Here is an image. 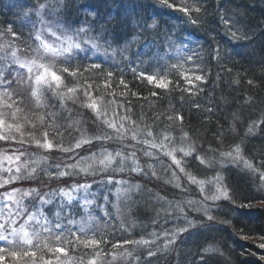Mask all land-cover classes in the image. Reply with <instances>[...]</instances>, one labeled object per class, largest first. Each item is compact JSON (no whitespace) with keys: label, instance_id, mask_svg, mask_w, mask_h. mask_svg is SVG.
Segmentation results:
<instances>
[{"label":"snow or ice","instance_id":"6c2138e0","mask_svg":"<svg viewBox=\"0 0 264 264\" xmlns=\"http://www.w3.org/2000/svg\"><path fill=\"white\" fill-rule=\"evenodd\" d=\"M204 2L206 0H193L191 6H184L182 3L179 11L189 16L192 24H196L198 19L192 18L190 12L200 13ZM161 3L169 8L175 6L169 3V0H161ZM67 7L65 0H34V3L28 7L25 15L35 17V20L31 21L33 27L29 33L35 41V47L31 44L23 48L17 47L16 41L22 38L21 34L14 32L11 26L0 29V142H3L0 143V242H3L0 245V264H116L117 253L105 251L102 247L108 244L107 233L101 230L100 220L93 206L103 212L105 225L111 227L113 213L106 205L111 204L118 215L123 198L130 199L128 194L144 191L140 184L130 183L123 178L117 179L116 174L127 171L161 179L156 164L150 162L156 161L164 168H170L171 165L163 164L161 155L168 157L171 164L183 173L190 184L199 187L203 199L173 202L155 194L156 199L167 205L162 207L161 211L167 216H173L175 213L174 218L182 219L183 224H176L161 233L152 231L148 233L149 238L142 236L139 240L123 241L125 245L142 246L147 258L156 256L158 251L168 250L183 233L197 228L199 221L190 217L189 212L202 213L207 221L211 222L215 217L212 215V207L209 206L208 201L213 202V205L220 200L235 203L225 183L223 175L225 163L231 162L240 166L247 172L258 190L264 189V167H258L246 158L240 143L230 146L227 151L219 152V159L207 157L197 151L195 143L188 138L187 132H183L179 137H173L166 130H161L154 135L151 127L145 126L146 130L143 131L141 138L142 130L138 126L126 127L124 123L127 121L128 124L135 126V120L128 115H121L115 109L109 115L107 108L103 106L105 94L116 96L115 90L112 89L113 73H105L102 81H94L85 76V73L102 68V63L97 59H92L90 64L84 66L82 61L90 57L102 55L105 59L112 58L114 62L118 58L131 67L138 79L147 81L157 89L170 90L172 80L168 79L166 74L154 69L167 66L168 58L173 52L177 56H184L182 48H176L169 41L172 52L158 50L155 54H151L150 46L145 43L144 51L136 54L139 63L132 66L134 61L129 59L131 47L142 39L141 32L147 35L157 29V17H152L150 22L139 23L137 27L141 31L134 35L132 40L125 41L122 46L114 47L111 42H106L107 47H105L100 43L103 32L99 35H91L95 31V12L86 8L85 19L73 27L62 22V10ZM53 16L57 17L54 21L49 19ZM221 19L232 38H240L234 22L223 17ZM37 24L39 27L36 26ZM244 38L248 37L244 36ZM214 51L216 53L214 58H218L219 49ZM24 53L29 54L24 55ZM141 56H146L152 61L150 68L143 67L148 60H141ZM186 59L192 60L193 56L189 55ZM171 68L176 69L177 75L183 77L189 87L182 91L190 95L200 91L196 82H206L204 75H189L188 71L181 70L183 65L172 64ZM64 74L70 78L67 82ZM248 83L251 85L253 81L249 80ZM119 84L123 86L119 95L125 96L128 85L123 78L119 80ZM101 89L104 91L100 95L94 94ZM25 90L27 96L24 94ZM159 95L160 92H151L153 97ZM25 99L29 100L32 107L24 104ZM51 99L59 102L54 105L61 110L59 119L56 112L35 111L53 106L50 105ZM69 101L73 105L79 104L81 108L92 113L97 124V128L92 130L93 134H87L86 129L81 130L79 119H73L72 109L68 107ZM246 102L250 103L251 98ZM107 103L115 104L117 108H124V104L118 103L115 99ZM195 106L200 107L199 104ZM124 111L127 112L129 109ZM62 113H67V122ZM31 115H36L37 120H32ZM79 115L80 113L77 112V117ZM167 119L182 124L184 118L178 113H171L167 115ZM234 119L238 117L234 115ZM261 125H264V114L250 121L246 134H253ZM230 130L234 131V128ZM65 133L68 134V143H65ZM110 142H119L121 148L110 149L108 147ZM137 145L141 147L137 148ZM92 148L97 150L92 151ZM84 149L87 151H81ZM210 151L215 150L210 149ZM138 152L148 158L145 161L146 168L141 164ZM194 154L200 164L208 168H215L218 165L219 170L209 179H198L191 171L186 170L184 159ZM50 159L53 162L48 163ZM42 164L47 166L41 167ZM78 177L82 179H77ZM97 177L99 178L96 179ZM43 178H47L49 182L55 181V186L45 184ZM180 179L173 171L165 182L173 184L176 188H182ZM37 180L40 183L36 186L24 183ZM94 183L103 187L104 192L98 195L97 192L92 191ZM12 185L16 186L12 187ZM206 185L210 187L206 189ZM113 187L114 202L109 200ZM101 198L104 203L98 204L97 200ZM77 208L83 209V212L79 213L81 217L79 220L74 216ZM119 226L124 231H128L123 221ZM161 239L164 240L162 247L153 249L152 245ZM50 240L56 243H50ZM68 246L73 249L83 246L92 251L84 254L88 256L85 261L83 256L69 255ZM120 247H122L120 243L112 244L113 249ZM259 247L264 248V244H260ZM213 251L218 249L211 245L203 247L200 257L202 264L207 259L204 254ZM105 256L110 259L105 261L103 259ZM125 257L129 264H140L142 259L132 251L126 252Z\"/></svg>","mask_w":264,"mask_h":264},{"label":"trees","instance_id":"16d2710c","mask_svg":"<svg viewBox=\"0 0 264 264\" xmlns=\"http://www.w3.org/2000/svg\"><path fill=\"white\" fill-rule=\"evenodd\" d=\"M17 1L34 3V0ZM65 3L68 7L62 10V21L75 27L85 19V9L92 10L95 12V26L100 25L98 32H103L102 39L111 42L114 46H122L125 41L132 40L133 36L141 31L137 27L139 23L150 22L152 17H157V29L150 31L147 35L141 32L142 39L131 47L129 59L134 61L132 66L139 63L136 60V54L144 51L142 46L147 42L153 43L149 52L155 54L158 50L172 52V48L167 42V38L169 39L171 35L174 45L177 44V38L186 41L184 56H177L173 52L168 58L167 66L154 69L160 71L161 74H166L168 79L172 80L173 83L168 91L157 89L147 81L138 79L131 67L118 58L115 62L112 58L97 59L102 63V68L85 73V76L94 81H102L105 78V73H113L111 77L112 89L115 90L116 96L111 97L105 94V104L103 105L107 108L109 115L115 109L121 115L130 116L132 120L136 121V125H130L127 121L124 123L126 127L138 126L142 130L141 138L143 131L146 130L145 126L151 127L154 135L161 130H166L173 137H179L183 135V132H187L188 138L195 143L197 151L207 157L219 159V152L227 151L230 146L240 143L243 155L250 159L254 165L264 167V125L257 128L253 134H246L250 121L264 114V0H206L200 13L190 12L192 18L198 19L196 24H192L189 16L179 11L182 3L184 6H191L193 0H169V3L175 5L173 8L162 4L161 0H65ZM21 9L7 8L0 2V29L11 26L14 32L21 34L22 38L16 41L17 47L23 48L28 44L35 47V41L29 35L32 26L30 21L20 14ZM221 17L234 22L235 29L239 30L240 38H232ZM244 36L248 38L245 39ZM215 49H219L218 58H214L216 57ZM193 53H199V55H193ZM28 54L24 53V55ZM189 55L193 56L192 60L186 59ZM92 59L94 58L83 60V65L87 66ZM140 59L148 60L146 56H141ZM172 64L183 65L181 70L188 71L189 75L201 74L205 76V83L196 82L200 89L197 94L190 95L188 92L182 91L189 86L183 77L177 75V70L171 68ZM151 66V60L143 65L145 69ZM64 75L67 82L70 78L67 77V74ZM121 78L128 85L125 96L119 95L123 90V86L119 84ZM249 80H252L253 84L250 85ZM177 85L178 87H176ZM103 91L101 89L94 94L100 95ZM151 92H160L161 95L153 97ZM24 94L27 96L26 90ZM249 98H251V102L247 103ZM112 99L123 103L124 108H117L115 104L107 103ZM58 103L57 100L51 99L50 105L53 106L35 111L39 113L56 112L59 119L61 110L54 106ZM24 104L32 107L28 99L24 100ZM196 104H199L200 107H196ZM68 107L72 109L73 119H79L81 130L86 129L87 134H93L92 130L97 128V124L94 122L92 113L81 108L79 104L73 105L70 101ZM124 109H129V111L125 112ZM4 111L8 110L4 109ZM77 112L80 113L78 117ZM171 113L182 115L183 123L169 121L167 115ZM62 115L67 122V113H62ZM234 115L238 119H234ZM31 119L35 121L37 116L31 115ZM232 128L234 131L230 130ZM64 136L65 143H68V134L65 133ZM108 147L118 150L121 148V144L110 142ZM136 147L139 148L141 145ZM210 149L215 151H210ZM91 150L96 151L97 149L92 148ZM81 151L86 152L87 149ZM44 155L48 154L44 153ZM137 155L141 164H144L146 168L145 161L148 158L139 152ZM184 159L186 160V170L191 171L198 179H205L207 176L209 178L219 170L218 165L215 168H208L200 164L199 160L195 159V154ZM161 161L171 167L166 169L162 164L150 161L156 164V170L161 179L127 171L116 174L117 179L123 178L130 183L140 184L144 191L128 194L130 199L123 198L120 204L121 211L118 215L111 204L106 205L113 213L111 227L105 225L103 212L93 206V210L100 220L101 230L107 233L108 244L102 245V247L105 251L117 253L116 264H129L125 257L128 251L142 257L140 264H149V261L150 264H202L201 250L206 245H211L218 251L204 254L207 259L203 264H264V259H261L264 257V248L259 247L260 244H264V189L258 190L256 185L251 182L247 172L240 166L237 169L235 165H230L231 162L225 163L223 175L235 203L229 200L217 201L212 211L215 220L205 224L206 217L202 213H199L200 215L196 213V218L200 219L199 222H203L199 226L203 229L201 233L186 232L176 240L174 245H170L168 250L158 251L157 255L151 258L146 257L145 249L142 246L123 244L125 240H139L142 236L149 238L148 233L152 231L161 233L164 229H171L176 224H183L182 219L174 218L175 213L173 216H167L161 211L162 207L167 205L156 199L155 194L173 202L203 199L199 187L190 184L183 173H180L171 164L168 157L161 155ZM51 162L53 161L50 159L48 163ZM46 166V164L41 165V167ZM173 171L181 178L182 188H176L173 184L165 182ZM77 179H82V177ZM43 181L51 186L56 184L55 181L49 182L47 178H43ZM24 183L36 186L40 181ZM15 186L12 185V187ZM91 190L97 192L98 195L104 192L103 187L95 183ZM114 193L115 188L113 187L112 193L109 194V200L112 202H114ZM97 203L103 204L104 202L101 198L97 200ZM241 204H250L251 206L240 207ZM185 209L187 211L186 203ZM82 212V208H77L74 213L75 219L79 220L81 218L79 213ZM188 214L192 217L195 211ZM121 221L124 222L128 231L120 228ZM206 230L209 232L206 233ZM49 242L56 243L54 240ZM113 243H120L122 247L113 249ZM163 243V239L158 240L156 244L152 245V248L162 247ZM2 244L3 242H0V245ZM68 251L69 255L83 256L86 261L88 256L84 254L91 253L92 250L85 249L83 246L76 249L68 246ZM103 259L107 261L110 257L105 256Z\"/></svg>","mask_w":264,"mask_h":264},{"label":"rangeland","instance_id":"374dc122","mask_svg":"<svg viewBox=\"0 0 264 264\" xmlns=\"http://www.w3.org/2000/svg\"><path fill=\"white\" fill-rule=\"evenodd\" d=\"M0 2H1V5L2 6H5V7H7V8H22L21 9V12H20V14L22 15V17H24L25 19H27V20H29L30 21V24H31V26L33 27V25H32V23H31V21H33V20H35V17H31V16H26L25 15V12L27 11V9H28V7L29 6H31L32 4H30V3H25V2H18L17 0H0ZM49 19L50 20H56L57 18H55L54 16L53 17H49ZM91 19V18H90ZM62 22H64V21H62ZM65 23V22H64ZM37 27H39V24H37L36 25ZM100 26V25H99ZM98 25H96L95 26V31L94 32H92L91 33V35H99L100 33L98 32V31H100V27H99ZM166 36V35H165ZM177 37V36H176ZM131 40V39H130ZM167 42H169V41H171V42H173L172 40H173V37H172V35L169 37V39L167 38ZM177 44L175 45V47L176 48H182L183 49V51H185L186 50V47H185V43H186V41L184 40V39H181V38H177ZM107 41H104L103 39H102V37H101V40H100V43L101 44H103L105 47H107V43H106ZM147 44L150 46V48H152L153 47V43H148L147 42ZM114 46V45H113ZM115 47V46H114ZM143 47V49H144V46H142ZM149 48V49H150ZM103 56L102 55H99V56H97V57H92V58H96V59H99V58H102ZM104 58V57H103ZM105 59V58H104ZM108 59H110V58H108ZM171 161V160H170ZM230 165H235V167L237 168V169H239V166L238 165H236V164H230ZM175 166V165H174ZM208 177V176H207ZM205 178V179H209V178H211L212 176H209V178ZM206 187V189L208 188V187H210V186H208V185H206L205 186ZM113 196H114V201H115V195L113 194ZM216 203V202H215ZM208 204H209V206H211L212 207V211H213V208H214V205H213V202H211V201H208ZM196 213H198V212H195V214L194 215H192V218L193 219H196V220H198V221H200V219L199 218H196ZM198 215H200L199 213H198ZM209 221H207V219L205 218V220H204V224L205 223H208ZM202 223L203 222H199V224L197 225V228H194V230L192 229H190L189 230V232H195V231H197V233H201L202 231H203V229L201 228V227H199L200 225H202ZM205 230V229H204ZM208 230V229H207ZM206 230V233H208L209 231H207ZM188 232V233H189ZM183 234H185V233H183Z\"/></svg>","mask_w":264,"mask_h":264}]
</instances>
